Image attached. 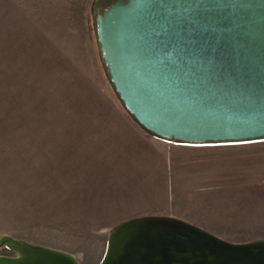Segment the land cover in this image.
I'll return each mask as SVG.
<instances>
[{"label":"rangeland","instance_id":"rangeland-1","mask_svg":"<svg viewBox=\"0 0 264 264\" xmlns=\"http://www.w3.org/2000/svg\"><path fill=\"white\" fill-rule=\"evenodd\" d=\"M98 3L0 0V239L79 264H100L110 231L144 215L264 239V138L189 143L141 127L106 74Z\"/></svg>","mask_w":264,"mask_h":264},{"label":"water","instance_id":"water-1","mask_svg":"<svg viewBox=\"0 0 264 264\" xmlns=\"http://www.w3.org/2000/svg\"><path fill=\"white\" fill-rule=\"evenodd\" d=\"M95 28L117 96L152 135L264 138V0H99ZM3 244L19 255L0 264H79L10 236ZM100 264H264V239L230 242L178 217L144 215L110 231Z\"/></svg>","mask_w":264,"mask_h":264},{"label":"flooded vegetation","instance_id":"flooded-vegetation-1","mask_svg":"<svg viewBox=\"0 0 264 264\" xmlns=\"http://www.w3.org/2000/svg\"><path fill=\"white\" fill-rule=\"evenodd\" d=\"M105 3H107V0H104Z\"/></svg>","mask_w":264,"mask_h":264},{"label":"trees","instance_id":"trees-1","mask_svg":"<svg viewBox=\"0 0 264 264\" xmlns=\"http://www.w3.org/2000/svg\"><path fill=\"white\" fill-rule=\"evenodd\" d=\"M108 3H109V1H108Z\"/></svg>","mask_w":264,"mask_h":264}]
</instances>
